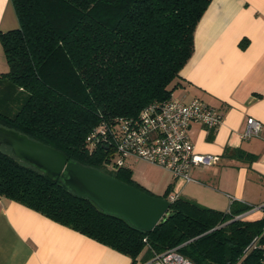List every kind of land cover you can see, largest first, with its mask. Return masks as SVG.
<instances>
[{"label": "trees", "instance_id": "16d2710c", "mask_svg": "<svg viewBox=\"0 0 264 264\" xmlns=\"http://www.w3.org/2000/svg\"><path fill=\"white\" fill-rule=\"evenodd\" d=\"M10 1L18 25L0 30L7 63L0 73V125L102 169L110 148L90 146L88 134L171 95L210 2ZM109 173L154 195L132 178L129 166ZM171 186L160 196L168 198ZM0 196L128 255L132 263L177 247L194 264H264V204L260 217L248 219L242 214L253 206L244 202L232 200L220 210L176 195L164 219L143 231L19 161L4 145Z\"/></svg>", "mask_w": 264, "mask_h": 264}, {"label": "crops", "instance_id": "0c3cea01", "mask_svg": "<svg viewBox=\"0 0 264 264\" xmlns=\"http://www.w3.org/2000/svg\"><path fill=\"white\" fill-rule=\"evenodd\" d=\"M17 25L11 1L0 0V30ZM6 65L0 43V73ZM178 80L171 95L184 101L201 98L218 107L223 118L214 130L199 122L190 124L194 150L217 154L219 159L210 166H194L192 179L177 187L172 184L176 192L171 194L220 210L238 200L253 206L242 214L245 218L260 217L264 204V0H210L196 24L193 50ZM248 116L260 120L262 128L257 136L241 139ZM139 162L147 161L131 160L128 166L132 170L131 165ZM151 186V181L144 185L149 190ZM140 261L132 263L128 255L0 196V264Z\"/></svg>", "mask_w": 264, "mask_h": 264}, {"label": "built area", "instance_id": "2783aa9c", "mask_svg": "<svg viewBox=\"0 0 264 264\" xmlns=\"http://www.w3.org/2000/svg\"><path fill=\"white\" fill-rule=\"evenodd\" d=\"M222 111L201 98L184 101L168 98L146 104L135 117L119 118L114 123L102 122L87 136L88 144L109 146L102 165L108 171L143 160L156 164L174 177L191 180L194 166H210L219 159L217 154L198 153L189 136V126L199 122L214 130L222 121ZM262 128L260 120L248 116L240 131L241 139L257 136ZM176 194H170L173 200ZM138 264H194L177 247L154 252Z\"/></svg>", "mask_w": 264, "mask_h": 264}, {"label": "water", "instance_id": "95a60500", "mask_svg": "<svg viewBox=\"0 0 264 264\" xmlns=\"http://www.w3.org/2000/svg\"><path fill=\"white\" fill-rule=\"evenodd\" d=\"M0 145L49 178H58L74 194L88 198L101 211L120 216L135 228L150 231L164 219L171 201L151 195L109 171L68 159L62 151L0 125Z\"/></svg>", "mask_w": 264, "mask_h": 264}, {"label": "rangeland", "instance_id": "374dc122", "mask_svg": "<svg viewBox=\"0 0 264 264\" xmlns=\"http://www.w3.org/2000/svg\"><path fill=\"white\" fill-rule=\"evenodd\" d=\"M131 166L132 176L137 180V182H140L143 186L146 185L147 181L148 183L150 181L153 183V186L150 187L151 190H148L156 196H160L165 193L164 191L168 185L164 183L165 181H169L171 185L173 184L175 187H177V185L180 186L181 183L184 182V179L173 178V175L170 172L155 164L139 162L134 163ZM175 187L172 188L171 186L168 196H170L171 193L176 192Z\"/></svg>", "mask_w": 264, "mask_h": 264}]
</instances>
